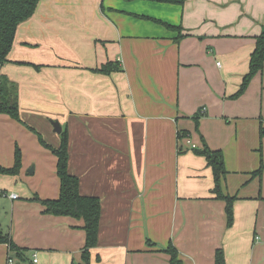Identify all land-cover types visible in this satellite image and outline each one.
I'll use <instances>...</instances> for the list:
<instances>
[{
  "label": "crops",
  "instance_id": "0c3cea01",
  "mask_svg": "<svg viewBox=\"0 0 264 264\" xmlns=\"http://www.w3.org/2000/svg\"><path fill=\"white\" fill-rule=\"evenodd\" d=\"M263 25L264 0H40L0 69L26 126L0 114L1 166H12L15 140L23 158L18 175H0L10 209L0 229L25 257L0 244V264H84L82 220L31 201L59 196L56 158L37 143L42 134L59 146L54 121L67 131L79 194L100 201L89 264H169V245L182 264H215L217 251L224 264H264V64L231 98ZM109 62L118 71L94 72ZM203 141L223 155L230 226L191 148ZM30 147L50 162L26 160Z\"/></svg>",
  "mask_w": 264,
  "mask_h": 264
},
{
  "label": "trees",
  "instance_id": "16d2710c",
  "mask_svg": "<svg viewBox=\"0 0 264 264\" xmlns=\"http://www.w3.org/2000/svg\"><path fill=\"white\" fill-rule=\"evenodd\" d=\"M156 1L170 4L183 3V0ZM39 2L40 0H0V69L4 64L8 63L7 57L12 48L18 26L28 21L33 16ZM263 64L264 34L262 33L256 38L255 47L249 59L248 73L243 77L238 91L231 98H238L245 92L252 78L262 70ZM114 71H118V67L116 64L109 62L101 66L99 69H96L94 72L108 75ZM0 114L7 115L12 120L20 122L17 88L1 73ZM195 119L198 121V117ZM178 136L181 137V135ZM182 137H189V134H182ZM67 143V131L64 129L60 133V144L57 148L45 145L56 158V175L59 180L58 198L41 200L37 196H34L31 201L37 202L42 207V213L44 215L70 217L76 220H82L85 244L81 257L84 264H89V251L93 249L97 243L100 201L97 198L81 196L79 194L78 178L67 172ZM192 151L197 156L203 157L206 165L211 169L214 182L213 192L216 199L225 202L227 225L230 226L233 222L234 198L224 195L221 190L222 179L225 178L227 173L222 153L220 151L210 150L204 141L201 149L196 148L192 149ZM20 164L21 154L19 149L16 148L13 166L6 168L0 165V175L16 176L19 172ZM257 173H260V171ZM0 244L7 245L10 252H14L18 260L23 261L25 259L23 255L24 250L18 248L11 238L2 233L1 229ZM164 252L169 256V264H182L178 253L173 246L169 245ZM215 264H224V259L220 251L216 252Z\"/></svg>",
  "mask_w": 264,
  "mask_h": 264
},
{
  "label": "rangeland",
  "instance_id": "374dc122",
  "mask_svg": "<svg viewBox=\"0 0 264 264\" xmlns=\"http://www.w3.org/2000/svg\"><path fill=\"white\" fill-rule=\"evenodd\" d=\"M18 123H19V122H18ZM20 123H21V122H20ZM21 124H22L23 127L26 128V126L23 125V123H21ZM36 135H37V134H36ZM37 136H38V137H37V138H38V140H37L38 145H40V146L43 148V150L45 151L44 153H47V154H48L49 150H48V148L45 146V145L47 144L45 137H44L42 134H39V135H37ZM15 142H16V145H18L17 147L21 149V147L19 146V144H17L18 141L15 140ZM41 142H42V143H41ZM45 143H46V144H45ZM12 144H13V147H14V143H12ZM37 150H38V149H37ZM37 150H35V148H32V147H30V148H28V149H25V152L23 153V154H24V158L27 160V159H30L31 157L34 158V159H35L36 157H39V158H41V159L44 160V163H45V164H46L45 161L50 162V158L44 157L42 154L40 155V154L38 153ZM19 151H20V150H19ZM21 153H22V149H21ZM3 154H4V153H3ZM49 154L51 155V152H49ZM34 156H35V157H34ZM3 159H4V161H5L6 158H3ZM11 159H12V161H13V163H12V166H13V164H14V160H13V150H12V156H11ZM22 160H23V158L21 157V164H20L19 172H20V170H21V168H22ZM30 161H31V160H30ZM0 165H1V164H0ZM33 165H34V163H31L30 166L24 170L23 175H26V173L28 172V170L31 169V167H33ZM2 166H4V165H2ZM12 166H11V167H12ZM4 167H6V166H4ZM7 168H9V167H7ZM19 172H18V174H19ZM18 174H17V175H18ZM11 194L17 196L16 193H9V195H11ZM0 195H1V193H0ZM1 199H2V198L0 197V217H1V224H2V227H3V226H4V225H3V220L5 219L4 216L7 217V214L9 215V213H10V209H9V207H6V208H5L4 201H3V200H5V199H2V200H1ZM5 213H6V214H5Z\"/></svg>",
  "mask_w": 264,
  "mask_h": 264
},
{
  "label": "built area",
  "instance_id": "2783aa9c",
  "mask_svg": "<svg viewBox=\"0 0 264 264\" xmlns=\"http://www.w3.org/2000/svg\"><path fill=\"white\" fill-rule=\"evenodd\" d=\"M187 145H191V143L189 142V140L186 141ZM192 149H196L195 146H191ZM17 196L16 195H9L10 199H15ZM33 263H36V258L35 256H33ZM8 264H13V260L11 258L8 259Z\"/></svg>",
  "mask_w": 264,
  "mask_h": 264
},
{
  "label": "water",
  "instance_id": "95a60500",
  "mask_svg": "<svg viewBox=\"0 0 264 264\" xmlns=\"http://www.w3.org/2000/svg\"><path fill=\"white\" fill-rule=\"evenodd\" d=\"M51 125H52L54 133L60 134L62 132V128L58 122H56V121L51 122Z\"/></svg>",
  "mask_w": 264,
  "mask_h": 264
}]
</instances>
